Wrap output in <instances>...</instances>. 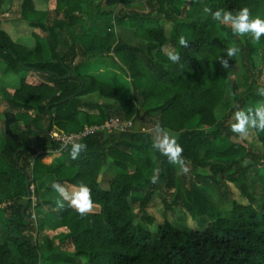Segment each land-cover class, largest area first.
<instances>
[{
	"label": "trees",
	"instance_id": "obj_1",
	"mask_svg": "<svg viewBox=\"0 0 264 264\" xmlns=\"http://www.w3.org/2000/svg\"><path fill=\"white\" fill-rule=\"evenodd\" d=\"M205 6L247 7L253 18L264 19V0H49L46 10L19 0L35 36L29 47L0 18V62L19 78L0 87V219L6 230L0 264H264V199L254 203L244 191L248 199L223 205L208 187L242 183L252 189L247 184L257 178L263 186L257 194L264 197V153L248 144L254 138L264 145V132L241 138L230 131L234 111L264 102L256 91L264 86V38L253 43L234 36L203 12ZM123 22L137 40L119 37L109 57L127 73V97L120 85L83 71L104 44L98 30ZM180 35L188 48L178 44ZM228 47L239 49L229 63L238 56L241 75L218 61ZM163 48L178 51L180 62L169 61ZM110 119L131 124L99 127L73 140L87 144L77 160L69 156L70 144L62 148L52 136L55 129L69 132L70 124L80 127L75 133ZM138 120L152 127L158 122L183 147L192 164L188 188L153 149L152 136L135 128ZM53 152L62 155L60 162L41 160ZM156 168L160 179L153 185ZM51 177L69 189L87 185L93 211L82 217L67 202L58 208V194L44 185ZM31 184L45 187L35 205ZM154 206L185 211L173 222L151 214Z\"/></svg>",
	"mask_w": 264,
	"mask_h": 264
},
{
	"label": "rangeland",
	"instance_id": "obj_2",
	"mask_svg": "<svg viewBox=\"0 0 264 264\" xmlns=\"http://www.w3.org/2000/svg\"><path fill=\"white\" fill-rule=\"evenodd\" d=\"M33 1L35 8L38 10H46L49 6V0H33ZM18 2L19 0H3V4L0 9L1 11L0 18L3 19L5 22L3 27L6 28L14 38L22 40L29 47H33V45L35 44V36L33 34V31L28 30L29 24H27V21L21 16L18 10ZM98 34L100 38L103 40L104 44L103 46L100 47V49L96 51L94 50V52L92 53L93 58L84 65L83 71L92 73L100 80L107 81L114 86L120 85L122 89V96L127 97L128 95H130V92H128L127 89L128 87L127 73L119 64L111 61L109 56L113 54L112 52L113 46L115 45L119 37L128 43L136 42L137 39H135L133 36V29L128 25L127 22H123L121 24H116L112 29L107 31L105 29H99ZM262 37L264 38V36ZM228 71L231 75H237V76L243 73L244 69L238 56L236 63L231 64V68L228 69ZM18 80H19L18 76L15 73H13L10 69H8L5 63L0 62V87H9L15 85L18 83ZM2 110L3 108L0 107V129H2V115H1ZM81 119L82 121H84L83 117H81ZM129 124H131V122H124V123L119 122V127H124L125 125H129ZM78 128L80 127L73 128L72 126H70L68 131L69 133H73ZM135 128L137 130L148 132L152 136L153 127L142 123L140 120L136 122ZM170 135L174 137L172 134ZM248 144H250L251 148L255 152L264 153V145L257 139L249 138ZM61 159H62V155L60 154L58 160ZM188 163L191 172L192 164L190 162ZM190 172L187 175L178 174V176L180 177L179 179L185 189L189 187L188 179L190 177ZM196 172L205 173L207 171L200 170L199 168H197L195 170V173ZM105 173L106 172L103 173L102 177L109 176V174L104 175ZM53 178L54 177H51L48 180L44 181V185L46 184L51 185L53 183ZM196 178L200 182L206 183L205 182L206 180L204 178L197 175ZM54 182H58V179L55 178ZM247 185L251 187L253 190L249 188L245 190V185H243L242 183H229L227 186L220 188L215 187L213 185L212 187L210 186L208 187L213 190V193L217 195L219 200H223V205H225L229 201H232L233 199H239V198L248 199V197L249 200L253 201L254 203L261 202L264 199V197H262V195L260 197V194L257 193L263 188L262 183L257 178H255L250 182V184ZM36 187H37L36 188L37 196L40 197L45 187L42 188H39V186ZM244 191L248 197L243 195ZM155 200L158 201L157 198ZM172 209L168 210L167 212H164L159 206H154L152 209H149L148 211H151L150 212L151 214H156L158 219L167 218L175 222L177 221L178 217L181 216V214H184L185 210L180 208H172ZM5 235H6V230L0 219V239L2 240Z\"/></svg>",
	"mask_w": 264,
	"mask_h": 264
},
{
	"label": "clouds",
	"instance_id": "obj_3",
	"mask_svg": "<svg viewBox=\"0 0 264 264\" xmlns=\"http://www.w3.org/2000/svg\"><path fill=\"white\" fill-rule=\"evenodd\" d=\"M203 12L210 14L212 21L216 22L217 25L230 28L234 36H248L253 43H258L261 37L264 36V19L253 18L250 9L247 7L234 12L227 9L212 11V9L205 6ZM178 44L181 47L188 48L189 41L184 35H180ZM162 51L173 64L180 62L181 56L178 51L167 48H163ZM225 51L226 56L221 57L218 61L224 70H228L231 68L229 61L239 52V49L228 47ZM256 91L259 96L264 97V86L258 87ZM232 120L234 122L230 124V131L241 138H246L252 130L264 132V102H260L254 109L234 111ZM69 144V156L72 160L79 159L81 154L87 151L86 143L74 141L64 143L62 148H69ZM152 147L166 157L169 164L178 169L179 175H187L190 172L189 163L183 156V147L158 122L152 129ZM160 172L161 169L159 168L154 170L150 176L151 184L154 185L159 182ZM51 188L58 194L59 199L56 200L58 208H63L64 202H67L68 206L82 217L93 211L92 191L87 185L80 184L69 189L62 183L55 182L51 184Z\"/></svg>",
	"mask_w": 264,
	"mask_h": 264
},
{
	"label": "built area",
	"instance_id": "obj_4",
	"mask_svg": "<svg viewBox=\"0 0 264 264\" xmlns=\"http://www.w3.org/2000/svg\"><path fill=\"white\" fill-rule=\"evenodd\" d=\"M99 127H106L108 129H113V128H119V120L117 119H110L109 121H107L105 124H102L100 126H85L83 129L79 130L78 132L75 133H67L63 130H58L55 129L52 133V136L57 139V140H61L64 143H67L68 141H73L75 139L80 138L81 136H84L88 133L93 132L94 130H96ZM31 192H32V200H33V204H36L37 201V193H36V188L34 184H31L30 186ZM33 217H35V214H33Z\"/></svg>",
	"mask_w": 264,
	"mask_h": 264
},
{
	"label": "crops",
	"instance_id": "obj_5",
	"mask_svg": "<svg viewBox=\"0 0 264 264\" xmlns=\"http://www.w3.org/2000/svg\"><path fill=\"white\" fill-rule=\"evenodd\" d=\"M69 126H73V128H76L77 126L70 124ZM2 133V129L0 130V134ZM69 133V132H67ZM2 148V141H1V135H0V149ZM59 152H53V153H47L44 154L41 157V160L46 163V164H51L52 162H59L58 157H59ZM5 205V204H3ZM1 206V205H0ZM2 207V206H1Z\"/></svg>",
	"mask_w": 264,
	"mask_h": 264
}]
</instances>
